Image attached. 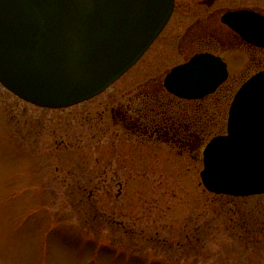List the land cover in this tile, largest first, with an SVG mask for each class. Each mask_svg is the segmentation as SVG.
I'll return each mask as SVG.
<instances>
[{
    "label": "rangeland",
    "instance_id": "1",
    "mask_svg": "<svg viewBox=\"0 0 264 264\" xmlns=\"http://www.w3.org/2000/svg\"><path fill=\"white\" fill-rule=\"evenodd\" d=\"M175 4L142 63L85 102L41 108L0 85V264H264V194L216 195L200 179L202 149L225 133L229 98L204 113H194L199 103L183 106L201 137L186 152L134 138L117 122L142 106L134 96L146 81L182 62L201 36L226 42L213 51L229 55L233 76L253 73L219 22L232 0ZM209 14L221 28L205 34L198 20Z\"/></svg>",
    "mask_w": 264,
    "mask_h": 264
},
{
    "label": "water",
    "instance_id": "2",
    "mask_svg": "<svg viewBox=\"0 0 264 264\" xmlns=\"http://www.w3.org/2000/svg\"><path fill=\"white\" fill-rule=\"evenodd\" d=\"M174 0H0V83L45 108L86 101L121 77L162 31ZM221 21L264 47V18L228 11ZM219 57L197 54L174 67L164 85L197 99L225 79ZM200 177L217 195L264 194V71L250 77L231 103L227 134L203 150Z\"/></svg>",
    "mask_w": 264,
    "mask_h": 264
},
{
    "label": "flooded vegetation",
    "instance_id": "3",
    "mask_svg": "<svg viewBox=\"0 0 264 264\" xmlns=\"http://www.w3.org/2000/svg\"><path fill=\"white\" fill-rule=\"evenodd\" d=\"M216 1L217 0H197L199 4L206 5L207 7H212L216 3ZM175 5L176 4H174V7ZM241 10H248V11L254 12L264 18V0H232V8L231 7L227 8L219 16V22L221 23V26L225 28L224 31H226V33L228 34V37L231 38L230 41L232 42L231 43L232 48L240 52H245L247 54L248 61H251L249 62L250 70L253 73H251L250 75L245 74L238 78L233 76L234 74L232 75V68L230 69V65L227 60V58H229V55L226 57H223L222 55L216 54L213 51L214 48L216 47V45L214 44L224 45L226 44V42L220 40L219 38H215L214 36H210V37L201 36V38L197 39L196 45L195 44L187 45L186 49L180 52L183 58L182 62H179L173 65L160 78H156V77L149 78L145 84V87L147 88L144 87V89L143 88L140 89L138 91V94L134 96V102L139 101L142 105L139 109H134L132 111L133 117H137L138 115L139 116L138 120L141 121V123L140 122L138 123L139 125L136 128L137 134L140 140H145L142 138H148L149 141H152L151 139H154V138L158 140L162 139L166 141L167 143L176 144L177 146H180L181 152L189 150V149L194 150L198 143L195 142V143H192V145H190L188 141L182 137L183 134L185 133L186 135L189 132V130L192 131L194 134L199 135L198 131L194 130V129H198L195 126L196 122L194 123V118L192 120L193 123L189 125L188 114H187L188 112L184 108V107L187 108L185 104L192 103V102L199 103L201 107L197 108L198 110L195 111L194 113L196 112L204 113L205 112L204 104L208 103L209 101H210V104H213V105L215 104V106H217V103H216L218 102L217 100H220L221 97H227V100L229 98L231 102L235 92L238 90V88L241 85H243L255 73L261 70H264V47L245 41L236 30H234L233 28H230L228 25H226L225 23L221 21L222 15L226 13L227 11H241ZM213 18H214V15L209 14L206 18H203L204 20L202 19L198 20V23L201 24L200 28L203 33L205 34L209 32L215 33V31L217 32L216 29L221 28V26H217L216 24L212 26V23L214 22ZM214 26H217L218 28L213 29ZM185 35L182 34L181 38L183 39ZM190 46L194 48L189 49ZM148 50L144 53V55L140 58L138 62L142 63V61L146 57ZM196 54H212V55L220 57L221 60L226 64L227 75L225 77V80L221 83V85L214 92L204 96L202 99L186 100V99H182L180 97H177L169 93L164 87L165 76L168 74V72L173 67L187 62L190 58H192ZM241 71L242 70H240L239 72L241 73ZM234 86H236V89L232 92V88ZM161 100L169 101L172 104H180L182 108L181 110H178V109L173 110V107H171L170 109H168V107H165L164 113H162L161 118H159V120L157 121L155 114H154V117L152 116L153 115L152 110L154 108L152 107L150 103L161 102ZM128 112H129L128 110L126 112L120 111V116L117 119L118 124L123 126L124 128H127V126L130 124L129 119L126 116V114H129ZM203 116L204 115H202V118ZM113 118L115 117L113 116ZM203 123L205 124V122ZM191 127L194 129L192 130L189 129Z\"/></svg>",
    "mask_w": 264,
    "mask_h": 264
},
{
    "label": "trees",
    "instance_id": "4",
    "mask_svg": "<svg viewBox=\"0 0 264 264\" xmlns=\"http://www.w3.org/2000/svg\"><path fill=\"white\" fill-rule=\"evenodd\" d=\"M150 110V109H149ZM153 117H154V114H155V117L157 118V121L159 120V118H161V115H162V113H164V108H163V110L162 111H160V106H156L153 110ZM126 116L128 117V119H129V121H130V124L127 126V128H125V129H127L129 132H131L132 134H135V135H137L138 136V134H137V130H136V128L138 127V123L140 122L141 123V121L140 120H138V115H137V117H133V116H131V115H129V114H126ZM143 124V123H142ZM141 124V125H142ZM184 139H186L187 141H188V143L190 144V145H192V143H195V142H199V137H198V135L197 134H194L192 131H190L189 130V132L185 135V133L183 134V136H182ZM189 150H193V149H189Z\"/></svg>",
    "mask_w": 264,
    "mask_h": 264
}]
</instances>
